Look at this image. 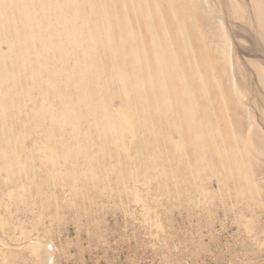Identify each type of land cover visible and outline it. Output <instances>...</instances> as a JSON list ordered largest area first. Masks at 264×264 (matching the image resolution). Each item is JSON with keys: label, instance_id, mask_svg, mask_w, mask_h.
Segmentation results:
<instances>
[{"label": "rangeland", "instance_id": "1", "mask_svg": "<svg viewBox=\"0 0 264 264\" xmlns=\"http://www.w3.org/2000/svg\"><path fill=\"white\" fill-rule=\"evenodd\" d=\"M0 98V264H264V0H0Z\"/></svg>", "mask_w": 264, "mask_h": 264}, {"label": "bare ground", "instance_id": "2", "mask_svg": "<svg viewBox=\"0 0 264 264\" xmlns=\"http://www.w3.org/2000/svg\"><path fill=\"white\" fill-rule=\"evenodd\" d=\"M38 1H39V0H38ZM3 3H4V2H3ZM67 4H68V3H67ZM4 11H5V10H4ZM26 13H27V12H26ZM67 13H68V12H67ZM1 14H2V13H1ZM64 14H65V13H64ZM59 15H61V14H59ZM27 18H28V17H27ZM29 19H30V17H29ZM40 19H41V18H40ZM42 19H43V18H42ZM42 19H41V22L43 21ZM22 20H23V19H22ZM34 20H35V19H34ZM46 20H47V19H46ZM29 21H30V20H29ZM35 21H36V20H35ZM41 22H39V23H41ZM57 23H58V22H57ZM35 24H36V23H35ZM41 24H42V23H41ZM45 24H46V23H45ZM39 25H40V24H38V25L36 24V26H39ZM40 26H41V25H40ZM42 28H43V27H42ZM63 28H64V27H63ZM72 28H73V27H72ZM39 29L41 30V28H39ZM46 29H47V28H46ZM37 30H38V29H37ZM40 30H39V31H40ZM119 30H120V29H119ZM41 31H42V30H41ZM43 31H44V30H43ZM57 33H58V32H57ZM47 34H48V33H47ZM30 37H31V36H30ZM82 37H83V36H82ZM31 38H32V37H31ZM86 38H87V37H86ZM77 39H78V38H77ZM93 39H94V38H93ZM97 40H98V39H97ZM92 41H93V40H92ZM91 49H92V48H91ZM122 50H123V49H122ZM122 50H121V51H122ZM129 52H130V51H129ZM89 55H90V54H89ZM78 63H79V62H78ZM0 99H1V98H0ZM68 111H69V110H68ZM68 111H67V112H68ZM126 111H127V110H126ZM64 112H65V111H64ZM64 112H63V113H64ZM66 115H67V113H66Z\"/></svg>", "mask_w": 264, "mask_h": 264}]
</instances>
